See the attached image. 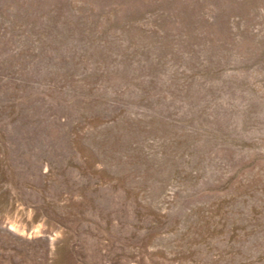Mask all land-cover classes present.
Wrapping results in <instances>:
<instances>
[{"label":"rangeland","instance_id":"rangeland-1","mask_svg":"<svg viewBox=\"0 0 264 264\" xmlns=\"http://www.w3.org/2000/svg\"><path fill=\"white\" fill-rule=\"evenodd\" d=\"M0 264H264V0H0Z\"/></svg>","mask_w":264,"mask_h":264}]
</instances>
